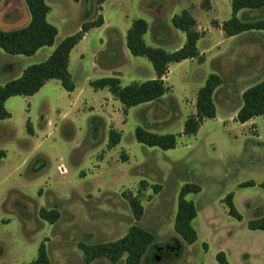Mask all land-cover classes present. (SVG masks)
Wrapping results in <instances>:
<instances>
[{
	"label": "rangeland",
	"instance_id": "obj_1",
	"mask_svg": "<svg viewBox=\"0 0 264 264\" xmlns=\"http://www.w3.org/2000/svg\"><path fill=\"white\" fill-rule=\"evenodd\" d=\"M231 1L106 0L100 10L98 0H46L51 7L48 21L58 29L55 48L100 15L107 28L92 32L71 54L77 92L68 94L55 80L32 97L6 102L12 117L0 121V150L7 153L0 160V264L31 263L44 241L52 264H126L125 257L118 263L107 259L87 263L79 245L117 241L135 224L155 236L143 264H218L220 252L230 264H264V231L248 228L250 221L264 217V116L246 124L231 119L243 103L238 97L241 80L223 78L215 99L218 116L206 120L194 136L183 134L184 124L196 113L197 89L216 69L214 64L175 65L168 75V93L159 101L129 109L119 101L109 103L113 98L109 90L96 91L85 80L118 77L128 86L153 79L152 64L127 48L126 33L133 22L148 23L144 36L148 46L173 53L186 38L172 24L175 15L188 10L203 30H214L212 22L232 17ZM4 15L9 20L5 26ZM238 18L264 20V8L243 10ZM30 19L24 0H3L0 5L3 30L23 28ZM217 39L218 35L207 36L197 47L206 49ZM243 39L264 49L263 31L244 33L238 42ZM51 54L49 47L33 56L9 55L0 49V85L20 78ZM252 56H244L247 72L260 61ZM224 90L233 95V103L221 107ZM28 122L33 135L28 133ZM138 127L175 135L176 148L163 151L138 143ZM112 130L121 134L114 148L109 147ZM62 163L68 169L65 175L57 170ZM142 182L147 183L145 188ZM250 182L254 185L244 187ZM186 185L201 189L186 197L198 209L192 222L198 240L192 245L174 228L179 195ZM230 194L242 221L228 214L225 199ZM131 196L138 197L144 208L139 222L130 207ZM41 209L59 211V220L54 224L43 220Z\"/></svg>",
	"mask_w": 264,
	"mask_h": 264
},
{
	"label": "trees",
	"instance_id": "obj_2",
	"mask_svg": "<svg viewBox=\"0 0 264 264\" xmlns=\"http://www.w3.org/2000/svg\"><path fill=\"white\" fill-rule=\"evenodd\" d=\"M105 1L98 0L100 10H102ZM2 2L3 0H0V5ZM24 2L30 13V22L23 28L11 31L0 29V49L9 55L33 56L42 48L54 46L58 36V29L48 21L51 7L46 3V0H24ZM231 7L232 17L228 21L222 23L221 26L218 22H213L215 27H221L226 37H235L250 31L264 32V20L246 22L238 18V14L243 10L264 8V0H232ZM103 23L104 18L100 15L97 20L84 24L78 33L66 37L45 62L28 67L20 78L11 80L3 86L0 85V121L12 117L6 109V102L10 98L17 96L32 97L50 81H60L67 92H74L76 85L69 69L71 53L91 29L101 27ZM172 24L186 35L185 45L173 53L146 44L144 36L148 32L149 26L144 19L135 20L127 32L128 50L134 57L146 58L152 64L156 72L155 79L122 86L118 77H106L92 81L90 86L96 91L108 89L111 95L126 109L159 101L170 91L164 80L169 73L170 65L191 59H197L199 62L204 61L197 47L202 34L198 31L197 21L192 14L189 11H184L180 15H175L172 18ZM222 84L223 79L219 75L211 74L208 76L205 85L197 95L196 114L185 121L183 130L185 136L196 135L206 120L216 118L217 109L214 94ZM242 98L243 105L237 114V122L245 124L264 116V80L247 89ZM125 114H127V110H125ZM28 133L34 134L30 122H28ZM135 135L138 143L148 147H158L163 151L175 149L177 146V138L172 134L161 135L138 127ZM120 141L121 134L112 130L109 147L114 148ZM6 157V151L0 150V160ZM253 185L254 183L250 182L244 187ZM146 186V182L141 183L142 188ZM262 186L264 187V184ZM200 191L198 186L186 185L179 195L174 228L176 233L190 245L198 240L197 231L192 226V222L198 217V209L195 203L188 201L186 197L190 193H199ZM129 202L135 220L141 221L144 216V208L139 198L131 196ZM225 204L229 216L238 221L243 220L235 206L233 194L226 197ZM40 217L54 224L59 220L60 212L41 209ZM248 228L253 231H264V217L250 221ZM154 241L155 236L151 232L135 224L123 238L117 241L100 244L81 243L79 248L87 263H92L98 259H107L111 263H118L125 257L126 264H143V260ZM204 246L207 250V244ZM159 255L160 253L156 254L155 257L157 258ZM216 260L218 264H230L224 252L218 253ZM29 264H52L46 241L41 243L38 257Z\"/></svg>",
	"mask_w": 264,
	"mask_h": 264
},
{
	"label": "crops",
	"instance_id": "obj_3",
	"mask_svg": "<svg viewBox=\"0 0 264 264\" xmlns=\"http://www.w3.org/2000/svg\"><path fill=\"white\" fill-rule=\"evenodd\" d=\"M212 10H213V5H212L211 12H212ZM185 11H188V10H185ZM28 21L30 22V20H27V22ZM196 21H197L198 31L202 34V36H201L200 40L198 41V43L201 40H203L205 37H207V36L208 37L209 36L212 37L214 35H218V39L214 43H211V44L207 45L206 49L201 50V49L198 48V51L200 53V56L204 60L203 62H199L197 59H191V60L183 61V62L178 63V64H172V65H170L168 75L171 73V69L172 68L175 69V65L176 66L183 65L186 62H197L199 64H207V63H210L211 64V67H212V64H214L216 66L215 67L216 69L213 70L212 73H209L208 76L211 75V74H217L222 79L225 78V77L226 78L227 77L230 78L232 80V82H236L237 80H241L240 84H241L242 87H241L240 92H239V95H238V97H241V98L243 97V94H244V92L247 89H249V88L257 85L258 83H260V82H262L264 80V49L262 48L261 45L255 44L256 41H254V40L252 41L250 39L249 40L243 39V40H241V42H238V40L240 39V37H242V35L244 33H242L240 35H237L235 37L228 38V37H226V35L222 31L221 27H215L214 26V28H215L214 30L213 29H210V30L204 29L203 30L202 29L203 27H202L201 23L198 20H196ZM1 22H2V25L5 26V25H7L6 23L9 22V20H7V17L4 15V17L1 19ZM218 23H219L220 26L222 25V23H220V22H218ZM212 24H213V22H212ZM1 28L2 27L0 25V29ZM106 28H107V20L104 18L103 25L101 27L91 29L86 34V36L84 37V39L82 41H80V43L75 48L77 49V47H79V45L83 41H85L86 39H88V37L90 36V34L92 32L99 31V32L103 33V31H105ZM12 30H15V29H12ZM4 31H11V30L9 29V30H4ZM203 33H205V34H203ZM245 33H247V32H245ZM145 36H146V34H145ZM126 37H127V33H126ZM185 43H186V38H185V42L182 40V43L181 44H183V45H181V48L185 45ZM197 46H198V44H197ZM49 48H50L51 52L53 53V51L55 49V44H54V46L49 47ZM75 48L73 49V51L75 50ZM113 49H116V48H113ZM254 54H256L255 57H257L258 59L260 58V61L257 64V66L255 65L256 66L255 69H253L251 72H247L248 70H246V69L244 70V67H245L244 65H246V61H247V59H246V61L244 60V56L246 58L248 57L249 59H251L253 57L252 55H254ZM80 55L82 56V53H80ZM242 58H243V61L241 60ZM97 65L98 64H95L94 67H96ZM69 69H70V65H69ZM168 75L164 79L165 82H166V84H168L167 83ZM208 76H207V78H208ZM155 78H156V72H155V77L153 79H155ZM85 80H86V82L89 83V85H90V83L92 81H95V80H92V79L90 80L89 78H87ZM135 82L142 83V82H145V81H135ZM48 83H50V82H48ZM48 83L46 84V86L48 85ZM205 83H206V81H205ZM202 87H203V85H201V86L198 87L197 94H198L199 90ZM222 88H223V84H222V86H220V88H218L216 90V92L214 94V101L216 99V93H217V91H219ZM78 90H79V88L76 86L75 91L74 92H71V93L68 92V94H74ZM242 100H243V98H242ZM116 101L117 100L114 97L112 98V100L111 99L108 100L109 103H114V104L116 103ZM219 101L222 104L221 107L222 106L223 107L228 106L231 103H233V95L231 93L227 92L226 90H224V94H223L221 100H219ZM177 102L180 105V109L182 111V109L184 107L182 105L183 99L182 98H179V99H177ZM148 104H151V103H148ZM242 105H243V103L241 105L240 104L237 105V107L235 108L234 115L231 117V119L236 120L237 114H238L239 110L241 109ZM216 109H217V116H218V107L217 106H216ZM223 119L225 120V118H223ZM251 121H254V119L251 120ZM60 166H64L66 172L64 174H62V175H65L68 172L67 167H65V165L62 163V164H60L57 167V170H58V168Z\"/></svg>",
	"mask_w": 264,
	"mask_h": 264
},
{
	"label": "built area",
	"instance_id": "obj_4",
	"mask_svg": "<svg viewBox=\"0 0 264 264\" xmlns=\"http://www.w3.org/2000/svg\"><path fill=\"white\" fill-rule=\"evenodd\" d=\"M58 170H59V172H60L61 174H64V173L66 172L64 166H60V167L58 168Z\"/></svg>",
	"mask_w": 264,
	"mask_h": 264
},
{
	"label": "water",
	"instance_id": "obj_5",
	"mask_svg": "<svg viewBox=\"0 0 264 264\" xmlns=\"http://www.w3.org/2000/svg\"><path fill=\"white\" fill-rule=\"evenodd\" d=\"M42 164H43V162H42ZM42 164H41V165H42ZM39 167H40V166H38V167H35V169H36V170H38V169H39Z\"/></svg>",
	"mask_w": 264,
	"mask_h": 264
},
{
	"label": "flooded vegetation",
	"instance_id": "obj_6",
	"mask_svg": "<svg viewBox=\"0 0 264 264\" xmlns=\"http://www.w3.org/2000/svg\"><path fill=\"white\" fill-rule=\"evenodd\" d=\"M167 248V247H166ZM161 250H162V248H161Z\"/></svg>",
	"mask_w": 264,
	"mask_h": 264
}]
</instances>
